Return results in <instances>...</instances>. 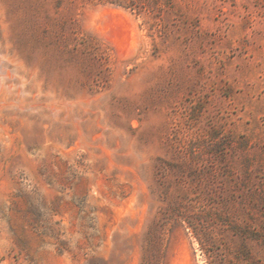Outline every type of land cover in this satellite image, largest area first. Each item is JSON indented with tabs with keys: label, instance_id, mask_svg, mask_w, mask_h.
Returning <instances> with one entry per match:
<instances>
[{
	"label": "rangeland",
	"instance_id": "1",
	"mask_svg": "<svg viewBox=\"0 0 264 264\" xmlns=\"http://www.w3.org/2000/svg\"><path fill=\"white\" fill-rule=\"evenodd\" d=\"M0 264H264V0H0Z\"/></svg>",
	"mask_w": 264,
	"mask_h": 264
}]
</instances>
